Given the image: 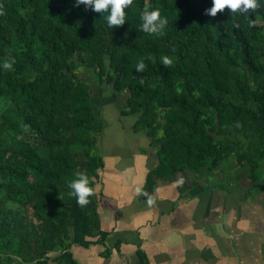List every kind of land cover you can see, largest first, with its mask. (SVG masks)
<instances>
[{
	"label": "trees",
	"instance_id": "1",
	"mask_svg": "<svg viewBox=\"0 0 264 264\" xmlns=\"http://www.w3.org/2000/svg\"><path fill=\"white\" fill-rule=\"evenodd\" d=\"M99 86L155 148L146 190L214 171L262 189L264 0H0V264L104 244Z\"/></svg>",
	"mask_w": 264,
	"mask_h": 264
},
{
	"label": "crops",
	"instance_id": "2",
	"mask_svg": "<svg viewBox=\"0 0 264 264\" xmlns=\"http://www.w3.org/2000/svg\"><path fill=\"white\" fill-rule=\"evenodd\" d=\"M105 103L97 141L103 165L93 191L107 236L104 244L72 245L78 264H264V197L246 196V187L236 184L197 188L184 172L146 190L155 148L134 129V115L120 114L125 101L115 109ZM102 113L113 114L110 135L104 136L108 114Z\"/></svg>",
	"mask_w": 264,
	"mask_h": 264
},
{
	"label": "rangeland",
	"instance_id": "3",
	"mask_svg": "<svg viewBox=\"0 0 264 264\" xmlns=\"http://www.w3.org/2000/svg\"><path fill=\"white\" fill-rule=\"evenodd\" d=\"M99 87H94L92 90H93V95H98L101 99V96H100V93L102 92V96L103 98L106 100V106H108V108H112V109H115L116 107L119 106V104H122L124 101H125V98L127 97L128 95V92L127 90L125 91H119V92H112V90H110L109 87H102L101 91H99ZM114 94L115 98L112 97V95ZM111 95V97L109 96ZM106 96L109 98V99H106ZM105 114H108V118L106 120V123H107V129L105 130V135H110V131H114L113 130V127H110V123H112V121L114 120V117H113V114L112 113H105ZM103 115V118H104V115ZM126 117H122V120L123 119H126ZM103 140H106L105 137H103ZM129 160H133V159H128ZM184 174V173H183ZM188 174H190L191 176L193 175L192 173H186L184 177V179H187L189 178L190 180V183H193L195 186H197V188L200 187V182H209L211 184V182H220V183H223V184H235L233 183V181L230 180V178L233 177V172L230 173V175H227L226 176H223L221 171H214L213 173L211 174H207V175H204V176H200V177H197V178H194V177H190ZM236 182V181H234ZM264 178H263V183H262V189L260 188H257V187H254L252 189H249V196L253 199H259V198H263L264 197ZM258 185H261L258 184V183H255V186H258ZM190 186H193V185H190ZM247 188H246V193H247Z\"/></svg>",
	"mask_w": 264,
	"mask_h": 264
}]
</instances>
